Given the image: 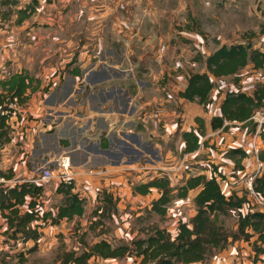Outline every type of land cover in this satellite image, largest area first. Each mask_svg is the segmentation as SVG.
<instances>
[{
  "label": "crops",
  "instance_id": "crops-1",
  "mask_svg": "<svg viewBox=\"0 0 264 264\" xmlns=\"http://www.w3.org/2000/svg\"><path fill=\"white\" fill-rule=\"evenodd\" d=\"M18 1L19 7L29 2ZM263 10L264 0H39L35 14L22 24L15 25L13 15L6 23H0V66L9 63L7 69H3L5 75L0 77L27 71L39 81L40 78L36 74L32 75L29 66L39 60L40 48L45 47L54 56L58 54L57 57L66 61L68 68L64 75L53 76L47 85L43 86L39 81L35 90H27V103L19 106L16 115H10L9 123H16V127L10 134V142L0 150V166H4L3 170L8 168L16 157L9 156L10 152L17 151L21 146L24 154L22 152L15 161H20L19 168L22 167L26 180L34 179L36 185H42L35 178L38 165L42 162L37 155L47 150L40 145L35 149L34 139L43 140L50 136L57 141L65 139L66 149H71L69 156L75 173L73 191L85 199V205L93 207L97 204V192L102 186L123 192L119 184L132 174L118 171L121 167L118 165L140 161L151 163L157 173L182 170L184 163L176 162L174 154L166 145L176 134L174 152H181L184 148L181 133L195 130V118L200 117L204 121L205 135L200 137V147L185 154L184 160L200 152H210L206 159L199 161L204 166H210L208 170L202 171L189 169L192 173L186 174L184 181L189 176L200 174L210 177L213 173L231 179L233 176L252 173L255 165L248 154L240 163L241 169H235L233 161L225 155L232 148L246 151L245 140L250 133L246 126L228 123L224 131H212L210 128V119L220 115L225 93L236 90L230 77H212V102L205 110L200 105L180 98L179 93L186 87L190 75L196 72L194 68L197 63L192 59L195 52L202 48L203 40L197 33L205 32L204 24L217 31V34L223 33L216 35L218 44L214 43V50L221 45L245 42L254 48L256 35L261 36L260 30L264 31ZM246 32L255 35L246 39L243 37ZM188 40H193L192 47L197 49L193 53L188 48ZM214 50L204 55L201 51L202 54L198 53L205 58ZM199 66V72H204V65ZM255 73L249 64L240 73V90L248 95L252 94L258 82ZM137 101L140 103L138 107L135 105ZM25 114L30 117L28 122L23 121ZM177 119H180L179 130ZM127 131H131L128 136ZM77 136L88 145L83 151L71 148V138ZM203 142H207L210 147L204 148ZM77 159L82 162L77 163ZM92 167H106L111 172L101 183L100 178L86 174L85 170ZM53 183L51 189L42 185L44 196L53 195L44 202V211H55L54 208L62 199L61 195L55 193L57 181ZM220 186L226 196L234 194L247 198L249 202L244 205L242 212L257 207L242 183L228 182ZM195 193L191 191L190 197L178 200L175 204L180 209L190 206L187 219H192L196 213L193 203ZM150 194V199L141 202L142 207H136L135 201L123 197L115 202V206L119 210L128 207L133 212L136 211L133 208H143L137 216L146 212L151 201L159 195L155 189L147 195ZM23 211H26V206L21 208ZM170 212L168 207L165 218ZM183 214L182 210L178 213L180 217L174 216L177 224L178 221L189 222ZM84 216L85 211L81 218L62 220L60 224L82 221ZM0 219L3 222L2 229L6 228L1 215ZM177 224L161 229L172 234L176 232ZM57 226L41 228L37 244L48 232L57 230ZM123 228L127 226L116 227L111 237L102 235L100 239L111 244L122 243H118L119 240L132 241L134 232ZM253 241L254 237L250 241L234 240L226 249L217 252L207 264H258L260 254L253 250ZM0 245V250H4ZM90 264H139V261L132 257L92 258Z\"/></svg>",
  "mask_w": 264,
  "mask_h": 264
},
{
  "label": "trees",
  "instance_id": "trees-1",
  "mask_svg": "<svg viewBox=\"0 0 264 264\" xmlns=\"http://www.w3.org/2000/svg\"><path fill=\"white\" fill-rule=\"evenodd\" d=\"M39 0H29L19 7L18 0H0V22L10 20L15 15L14 24L20 25L33 16ZM264 18V10L261 12ZM203 34L202 32H199ZM197 64L204 65L205 71H196L190 75L187 85L179 93L180 98L202 106L204 110L211 104V91L214 87L212 77L219 79L230 77L235 91H227L220 105V115L210 119L212 131L226 130L228 123H242L247 131L252 133L255 125L251 120L253 112L264 107V83L256 82L251 95L240 90V73L249 64L255 71L264 70V53L252 48L249 42L218 46L205 58L198 52L193 59ZM39 81L33 79L27 71L11 73L0 79V109L9 110L13 98L17 105L27 103V90L36 89ZM11 113L12 111L9 110ZM10 116L0 115V150L10 142V129L7 119ZM195 130L181 133L184 148L181 153L189 154L200 147V137L205 135L204 121L195 118ZM62 144L66 145L64 141ZM243 148H232L225 155L234 163L235 169H241V161L247 157ZM260 159L264 162L263 150ZM6 178L11 176L0 172ZM219 175L212 173L210 177L204 174L189 176L181 185L172 186L170 179L156 175L142 176V182L131 184L133 194L145 196L155 189L159 195L150 203L146 210L159 218H164L169 205L174 199L184 200L191 191H196L193 203L196 213L189 222L178 221L176 232L172 235L165 229L155 228L151 233L137 237L129 243L111 244L105 239H99L91 244L80 241L81 249H60L56 264H90L92 258L123 259L133 257L139 264H192L205 263L217 252L227 248V235L224 218L235 213L236 234L233 239L243 238L250 241L254 237L253 250L260 254L258 263L264 254V212L258 206L246 212L242 208L249 201L242 196L231 194L226 196L217 180ZM241 183V182H240ZM243 185V184H242ZM244 187V186H243ZM73 182L70 185L58 184L55 193L62 196L61 201L54 208L55 211H42L37 200L43 194V186L32 182H22L18 187L4 193L0 188V215L6 224L5 234L12 239L24 242L33 241V247L27 252H33L41 236V228L47 225H58L62 220L72 221L84 215L85 199L74 192ZM103 190V189H102ZM246 190V189H245ZM253 190L264 201V170L255 177ZM248 194V192L246 191ZM103 196V197H102ZM94 214L110 211L116 208L112 196L105 191L97 194ZM113 202V203H112ZM26 206V211L21 208ZM20 234V237H16ZM257 245V246H256ZM24 255H19L18 264L25 263ZM0 264H7L0 261Z\"/></svg>",
  "mask_w": 264,
  "mask_h": 264
},
{
  "label": "rangeland",
  "instance_id": "rangeland-1",
  "mask_svg": "<svg viewBox=\"0 0 264 264\" xmlns=\"http://www.w3.org/2000/svg\"><path fill=\"white\" fill-rule=\"evenodd\" d=\"M11 17H10V19H12ZM7 21L0 22V23H6ZM0 27H1V24H0ZM203 29L205 30V32H203V34L197 33L203 40V45H202L201 50L194 49V47H192L193 40H191V41L188 40L187 45H188V48L192 51V53L196 50H197L196 52L201 51L203 53V55L207 54L209 50L211 52L212 50H214V46L216 47V45L218 44V41L216 40L217 39L216 35H218V36L223 35V33L217 34V31L212 30L209 27V25H206V24H204ZM260 31L262 33V34L259 33V34H261V36L256 35V37H255L256 44L262 42L261 40H262V36L264 35V31H262V30H260ZM252 35H255V33H252V32L251 33H249V32L243 33V37L246 39L247 38L250 39V37H252ZM258 38H259V40H258ZM52 53H53L52 51L49 52V48H47V47L40 48L39 60L34 62L33 65L29 66L30 67L29 69L32 72V75L36 74L37 77L40 78L39 81H41V84L43 86H45V85H47V83L51 82L49 80H51V78L53 76H56L58 74L60 76H62V74L64 75V72L67 71V68H68V63L66 61H63L62 58L57 57L58 54H56V56H54ZM49 55H50V57H48ZM8 64L9 63H6V64L3 63L0 66V76L5 75V74H3V69H7L6 67L8 66ZM189 65H190V63H189ZM199 65L200 64H198V65L196 64V67L194 68L195 71L200 70ZM0 79H2V77H0ZM139 104L140 103L138 101L135 102V105H137V107L139 106ZM24 116H25V118L23 121L27 120V122H28L30 120V117L27 116L26 114ZM176 122L178 123V130H179L180 119H177ZM11 132H14V130L10 129V134H11ZM172 137L173 138L170 139V142L166 146L174 154V155L173 154L172 155L175 156L174 160L176 162L184 163V168L182 170H180L179 172L165 171V174L160 173V172L158 174L160 177H166V178L170 179L172 186H175V185L179 186L182 184V182H184L186 174L192 173V171L189 169H196L198 171L209 169L208 167L210 166V164H206L204 166L203 164L199 163V161L202 159H206V156L209 155L210 152H204V153L200 152L199 154H197V156H194L192 158L187 157L184 160L185 154L183 155L179 151L174 152V146L176 145V142H177L176 141V134L173 135ZM261 140L264 143V136L261 137ZM34 141L36 142V144L33 143V147L35 149H38V147L40 145L42 147H45V150H47V152L45 151L46 153H43L40 155L36 154L37 157L39 159H41V161L49 160V159H55L63 153L70 154V152H71V149L70 150L66 149V145L62 144V142H61V141L65 142V139L64 140L61 139V140L57 141V140H55V138L53 136H50V137H46L43 140L41 138L36 137L34 139ZM38 141H40V144H37ZM71 141H72L71 148L74 151H75V149L78 151H83L88 146L87 143L84 142V140H82L78 136L76 138L72 137ZM245 142L248 144L249 137H248V139L245 140ZM247 144L245 147H247ZM202 146L204 148L210 147V145L207 142L206 143L203 142ZM20 148H21V146H19L16 149L17 151H13L12 153L10 152L9 156L16 155V157L11 160L12 162L9 163L8 168L3 170L4 166H2V167L0 166V172L4 173L6 175H9L11 177L15 175L16 178H14V179L26 180V177L23 175L22 167L19 168V166L21 165L20 161L19 160L15 161V159L18 158L22 152L24 154V151H21ZM214 148H215V146H214ZM57 149H59V150H57ZM37 153H38V151H37ZM248 155L251 157L250 153ZM76 162L80 163V162H82V160L77 159ZM148 164L150 166H153L149 162H148ZM53 168H54V166L51 165V169H53ZM150 169H148V170L145 169L146 171H150L149 174H147L145 177H149L150 175H156V174L152 173L153 170H150ZM137 172H140V171H137ZM140 177L141 176H139L138 174L137 175H130V177L129 178L127 177V179L124 180L123 183L121 182L119 184V187L123 188L122 189L123 192L118 190V189H116V191H113L109 187H105V186H102L100 191H105L107 194L111 195L112 198L114 199V200H112V201H114V203L123 197V198H128L129 199L128 201H135V203L137 205L136 207H142L141 202H144L146 200V198L150 199L152 194L147 195L146 197L145 196L142 197L141 195L133 194L131 192V184H133V183L137 184V183H140L143 181L142 178H140ZM233 177L236 179H239V180H241V178H243V176H241V177L233 176ZM35 178H37V175L35 176ZM105 178H108V176ZM105 178H100L101 179L100 182L103 183V180ZM137 178H139V179H137ZM22 182H27V181H22ZM53 182L54 181L52 180L49 183H46L43 185H45L46 189H51V186L54 184ZM240 182L241 181H239L238 183H240ZM43 190H44V187H43ZM100 191L97 193H100ZM189 195H191V194H189ZM189 195H188V197H190ZM52 197H53L52 194H50L49 196H44L42 194V196L37 200V203H39L38 205L40 207H42L44 205V202L48 201ZM176 202H178V199H174L171 202V204L169 205L171 212L168 215V217H166V218L165 217L159 218L158 216L153 215V214H148L147 212H144L142 214H138L136 216V214L138 212L142 211L141 209H143V208H133V209H136V211L133 212L128 207L126 209H120V210L114 207L110 211H103L101 213L94 214V210H95L94 207L95 206L93 205V207H92V206L85 205V216L83 217L82 221L76 220L75 222H64L63 224L59 223L57 226V230L53 229V230H51V232H48L47 236H45V238L43 240H40L39 244H37L35 250L33 252H30V253H28L27 251L33 247L34 242L31 240L24 242L18 238L12 239V237L5 234L6 228L2 229V226H3L2 223L3 222L0 221V236L2 237V240H0V243L4 247V250H0V261L6 262L7 264H18L17 259H18L19 255H24V258L26 259L24 264H56V261L58 259L59 253H60V249H62V248L75 249V250L81 249L80 241H85L86 243L91 244L95 240L100 239V237H102V235H106V236L111 237L113 235V231L116 227H122L123 225L127 226V228H125V229L123 228V229L124 230L128 229L129 232L133 231L135 234V236H134L135 238L144 236L146 233H151L155 228L175 227V224H177V222H176L174 216H177V218L180 217V216H178V213L183 210L185 214H183L182 216L185 217L188 210L191 209L190 206H185V207L180 209V207L175 206ZM53 204H54V202H53ZM235 215H236L235 213H230L228 216H226L224 218V225H225L227 235L229 236V243L236 240V239H233V236L236 234V228H237ZM188 219H187V215H186V220H188ZM188 221H190V219ZM171 233L173 235L174 232H171ZM16 237H20V234H18V236H16ZM50 238H53V240ZM238 239H243V238H238ZM120 241H122V243H127V242L129 243L130 242V240H124V241L119 240L118 243ZM209 261L205 262V264H207ZM122 263H125V262H122Z\"/></svg>",
  "mask_w": 264,
  "mask_h": 264
},
{
  "label": "built area",
  "instance_id": "built-area-1",
  "mask_svg": "<svg viewBox=\"0 0 264 264\" xmlns=\"http://www.w3.org/2000/svg\"><path fill=\"white\" fill-rule=\"evenodd\" d=\"M261 41H262L261 43L256 44V47L257 49H259L264 53V35L262 36ZM192 65L195 64L192 63ZM255 75L258 82L264 83L263 71H256ZM18 108L19 106L17 105V99L13 98L12 103L9 105V110H11L12 112L10 113L9 110L0 109V115L3 116L9 113L10 115L14 116L16 115L17 113L16 111ZM134 108L136 109L135 105ZM9 118L10 116L7 119V125L9 129L14 130L16 127V123H9ZM251 120L255 125V130L254 132L249 133L248 135L249 142L247 144V147L245 148H246V152L248 154L249 153L251 154V158L254 161V165H255L254 171L246 176H243L241 180L236 179L234 177L231 179L217 177V180L220 185L228 182H231L232 184H238V182L241 181V183L248 192L254 204H256L258 208L264 212V201L258 195H256V193L253 190V181L255 177L259 176L261 172L264 170L263 169L264 162L261 161L259 156L264 147V143L261 140V137L264 136V107H260L256 109L251 116ZM130 133L131 131H127L126 135L127 136L130 135ZM51 165L54 166L53 169H51ZM38 166L39 169L38 172H36L37 175L36 180L42 185L49 183L52 180L57 181L58 184L62 183L65 185H70L73 182V176L75 175V173H73L72 171L73 166H72L71 158L67 153H63L55 159L44 160L40 162ZM117 167L120 168V170L118 171L132 175L138 174L141 177L149 174L150 171H146L145 169L148 170L150 168H151L150 170H153L152 173L157 174L154 166H150L149 164L142 163L140 161H128L127 163L118 165ZM85 172L86 174L91 176H96L98 178H105L107 177L108 173L111 171L106 167H92V168H87ZM22 181H28V180H19L14 178L8 179L3 175H0V188L4 193H6L8 190L18 187ZM28 182L35 183L36 181L33 179V180H29ZM42 211L43 210L41 209V212ZM258 264H264V254L262 256V260Z\"/></svg>",
  "mask_w": 264,
  "mask_h": 264
}]
</instances>
